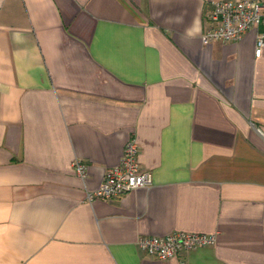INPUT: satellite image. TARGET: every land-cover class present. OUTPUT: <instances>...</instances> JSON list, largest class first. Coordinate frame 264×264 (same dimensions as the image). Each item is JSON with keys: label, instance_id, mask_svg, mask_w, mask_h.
Listing matches in <instances>:
<instances>
[{"label": "crops", "instance_id": "1", "mask_svg": "<svg viewBox=\"0 0 264 264\" xmlns=\"http://www.w3.org/2000/svg\"><path fill=\"white\" fill-rule=\"evenodd\" d=\"M210 1L0 0V264H264V49ZM132 138L151 185L87 201Z\"/></svg>", "mask_w": 264, "mask_h": 264}, {"label": "built area", "instance_id": "2", "mask_svg": "<svg viewBox=\"0 0 264 264\" xmlns=\"http://www.w3.org/2000/svg\"><path fill=\"white\" fill-rule=\"evenodd\" d=\"M208 18L211 25L200 36L202 44L239 40L247 31L256 29L254 55L258 57L264 49V2L260 0H211ZM78 178H86V166L78 159L72 162ZM151 175L140 167L135 140L129 139L124 146L119 163L108 168L98 187L87 192L89 202L100 199L111 201L138 188H148ZM214 235L171 232L163 237H141L137 247L147 256L165 261L182 251L214 244Z\"/></svg>", "mask_w": 264, "mask_h": 264}]
</instances>
